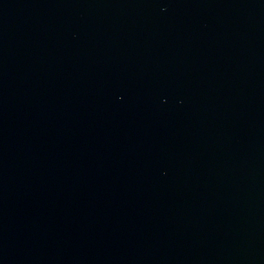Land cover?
I'll list each match as a JSON object with an SVG mask.
<instances>
[{
  "label": "water",
  "instance_id": "obj_1",
  "mask_svg": "<svg viewBox=\"0 0 264 264\" xmlns=\"http://www.w3.org/2000/svg\"><path fill=\"white\" fill-rule=\"evenodd\" d=\"M0 264H264V0H0Z\"/></svg>",
  "mask_w": 264,
  "mask_h": 264
}]
</instances>
